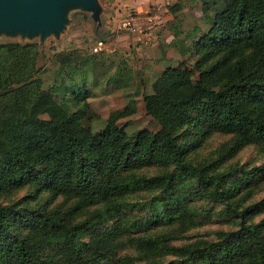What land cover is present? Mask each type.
Here are the masks:
<instances>
[{
  "label": "trees",
  "instance_id": "trees-1",
  "mask_svg": "<svg viewBox=\"0 0 264 264\" xmlns=\"http://www.w3.org/2000/svg\"><path fill=\"white\" fill-rule=\"evenodd\" d=\"M201 1L205 29L179 40L192 63L165 67L142 95L155 131L127 134V107L91 129L105 57L0 42V264H264V194L252 199L264 185V0L212 13L216 0ZM124 68L104 83L120 85ZM213 135L225 139L204 151ZM248 146L259 164L229 162ZM213 216L235 227L170 243ZM121 247L133 255L112 263Z\"/></svg>",
  "mask_w": 264,
  "mask_h": 264
},
{
  "label": "rangeland",
  "instance_id": "rangeland-1",
  "mask_svg": "<svg viewBox=\"0 0 264 264\" xmlns=\"http://www.w3.org/2000/svg\"><path fill=\"white\" fill-rule=\"evenodd\" d=\"M147 1L146 9L149 13H159L162 21L136 32L119 28V21L130 13L143 14L127 6L124 0H97L96 9L80 11L77 7H68L64 13L66 22L63 28L56 34H48L42 37L40 34L26 35L17 32H0V42L18 41L36 42L42 48L45 56L49 57L53 52L75 49L80 56L94 53L98 59H103L101 65L97 62L96 74H99V85L92 89V96L87 99L90 108L89 125L93 131L99 129L108 114L118 111L123 107L130 109V113L117 120V124L123 125L127 134L145 128L155 131L157 123L143 109L142 95L151 92V87L158 74L167 66H174L185 59L190 65L193 56L183 50L182 39L185 32L190 31L193 25H197L200 31L206 27L202 19L201 0H138ZM219 0H216L218 3ZM221 2L212 6L209 13L220 6ZM174 5V6H173ZM176 7L173 11L170 7ZM175 18V24L180 21L182 33L174 41L175 46L169 44L171 40L170 30L166 21ZM97 41H101L100 49L93 52L92 48ZM123 62V63H122ZM124 64L127 71L126 77L120 85L105 84L103 76L111 74L117 65ZM43 83L47 90L51 83V75ZM225 137L213 135L205 144L204 151L214 148ZM262 158L252 146L243 148L229 162L238 163L245 167H251L261 162ZM23 191L18 192L21 195ZM264 194V185L252 197L253 200ZM264 213L261 215L263 216ZM260 216L254 218L257 220ZM202 225L191 228L184 233L182 238L170 240L171 244H181L195 239H211L216 231H227L235 226L229 219L213 216ZM132 256L133 250L121 247L116 250L112 263L122 256ZM164 262L167 258H164ZM122 264V263H114ZM130 264H147L146 261L132 262Z\"/></svg>",
  "mask_w": 264,
  "mask_h": 264
},
{
  "label": "water",
  "instance_id": "water-1",
  "mask_svg": "<svg viewBox=\"0 0 264 264\" xmlns=\"http://www.w3.org/2000/svg\"><path fill=\"white\" fill-rule=\"evenodd\" d=\"M97 0H0V32L42 37L56 34L66 22L68 7L80 11L96 9Z\"/></svg>",
  "mask_w": 264,
  "mask_h": 264
},
{
  "label": "built area",
  "instance_id": "built-area-1",
  "mask_svg": "<svg viewBox=\"0 0 264 264\" xmlns=\"http://www.w3.org/2000/svg\"><path fill=\"white\" fill-rule=\"evenodd\" d=\"M161 21L162 17L159 13H130L119 21V28L128 31V33H132L147 28L149 26L156 25ZM100 46L101 41H97L95 46L92 48L93 52H96L98 49H100Z\"/></svg>",
  "mask_w": 264,
  "mask_h": 264
},
{
  "label": "crops",
  "instance_id": "crops-1",
  "mask_svg": "<svg viewBox=\"0 0 264 264\" xmlns=\"http://www.w3.org/2000/svg\"><path fill=\"white\" fill-rule=\"evenodd\" d=\"M124 6L132 8L133 10H138V12H147L149 9L147 7V1H138V0H124Z\"/></svg>",
  "mask_w": 264,
  "mask_h": 264
}]
</instances>
